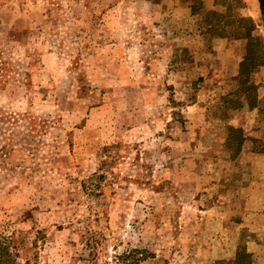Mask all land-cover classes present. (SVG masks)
Returning <instances> with one entry per match:
<instances>
[{"label": "rangeland", "instance_id": "rangeland-1", "mask_svg": "<svg viewBox=\"0 0 264 264\" xmlns=\"http://www.w3.org/2000/svg\"><path fill=\"white\" fill-rule=\"evenodd\" d=\"M240 250L264 264V0H0V264Z\"/></svg>", "mask_w": 264, "mask_h": 264}, {"label": "trees", "instance_id": "trees-1", "mask_svg": "<svg viewBox=\"0 0 264 264\" xmlns=\"http://www.w3.org/2000/svg\"><path fill=\"white\" fill-rule=\"evenodd\" d=\"M244 60L241 62V65H243ZM126 256L122 258L121 262L119 264H125L124 260H126ZM249 255L245 253L244 251L240 250L236 256V259L234 261V264H247ZM127 264H132L128 262Z\"/></svg>", "mask_w": 264, "mask_h": 264}]
</instances>
